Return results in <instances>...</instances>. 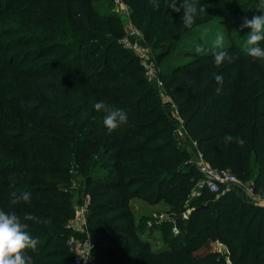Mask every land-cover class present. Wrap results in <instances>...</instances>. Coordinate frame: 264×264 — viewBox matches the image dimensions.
<instances>
[{
    "label": "trees",
    "instance_id": "16d2710c",
    "mask_svg": "<svg viewBox=\"0 0 264 264\" xmlns=\"http://www.w3.org/2000/svg\"><path fill=\"white\" fill-rule=\"evenodd\" d=\"M33 1L52 8L51 11H42L41 15L46 19L41 21L40 29H36V32L42 37L48 36V39L49 36L62 38L65 46H49L43 49L41 56L47 51L57 55L50 62L39 63L26 71L24 81L27 89L31 94L48 103H55L62 92H70L74 96L69 104L72 115H75L77 122L88 124L85 139L88 142L91 140L90 144L81 142L80 145L84 144V149L87 146L93 149L102 142L108 144L106 148L116 147L112 155L113 166L119 168V171L123 170V173L109 170L103 173L105 175L103 177H97L98 175L95 174L86 180L88 185L86 183L85 190L90 193L93 204L86 230L99 249L96 253L98 264L122 262L123 258L133 261V264H143L147 260H155L150 264H226L214 252L204 250L198 253L197 250L204 245V242L197 241L200 234L194 228L185 229L182 237L184 247L179 245V247L145 252L143 246H146V243H141L143 246L138 245L142 248L141 251L131 255L122 247L120 237L109 235L119 228L114 226L115 215L110 217V210L124 209L125 202L133 198L150 202L172 193L174 198L178 199L183 194L185 185L187 187L197 183L201 174L192 162V149L190 152L188 140L195 144L194 149L198 150L211 166L230 171L242 184H247L252 179L256 189L264 194V102L256 105L259 95H254L252 102L248 99L241 101L233 91L227 99L230 103L226 106L224 101H216V98L229 83H232L228 75H225L221 81H216L213 76L215 74L187 81L183 77L184 72L179 71L180 69L168 68L169 73L166 71L164 75L162 74V78L167 80V86L172 90L179 117L186 130L183 144L178 143L169 132L166 134L156 129L144 134V130L152 128L156 122L154 119L147 122L135 121V118L144 114L142 110L149 100L146 94L148 89L136 97H129L126 103L123 102L127 98L123 97L129 92H140L147 85V78L143 76L142 68L136 66L135 62L131 64L135 63L136 71L127 69L129 63L125 65L124 62L127 58L130 59L132 54L119 46L116 38L114 40V37H109L112 32L118 34L117 30L109 28L118 27L119 21L114 17H105L107 22L104 23L103 18H98L100 16L93 8V3L105 0ZM123 1L132 7L138 4V0ZM77 18L79 21L76 22L79 24L74 22ZM81 24L85 28L79 30L78 25ZM232 48L230 50L237 64L236 73L243 77L246 74L248 58L242 55L237 47ZM175 71L180 73L176 74ZM194 72L205 76L208 69L198 68ZM5 73L14 77L9 69ZM260 80L264 90L263 75ZM235 85L240 86V82H236ZM112 93L114 95H108ZM98 100H103L111 107L123 108L128 115L127 121L108 131L102 122L103 113L93 107ZM9 101L16 104L27 117L47 119L44 109L33 101L25 100L20 94L11 97ZM245 103L250 104L248 108L244 107ZM53 124L60 133L67 135V129H64L67 123L61 117L55 118ZM3 132L15 136L11 132ZM22 137V135L16 136V138ZM27 137L30 141L34 138L28 135ZM240 139L243 143L239 142ZM40 140L39 138V142ZM76 143H79L77 139H75ZM75 149L74 146L77 158H80L79 161L85 165V156L80 157L84 149L79 153L78 149ZM31 155L32 151L28 149L27 156L31 157ZM121 159H126V162L121 163ZM92 164L93 160L88 164L91 170ZM15 166L11 164L0 167V204L8 201L12 192L28 191L31 194L30 200L34 198L32 194L44 196L53 194L44 204L34 202L28 210L16 211L22 218L23 214L29 211L40 218L25 221L28 224L27 231L46 238L42 243L37 244L35 250H30L32 264H72L73 255L66 247V240L72 231L68 224L74 215L69 194L56 189L53 185L36 184L31 187L29 181L32 172L14 168ZM49 170L42 173V178L46 181L50 174ZM54 173L57 176L56 180L63 182L68 180L65 172ZM141 174L149 179L142 183V187L130 190L131 184L135 183L134 180ZM122 187L127 191L119 192ZM199 193L203 198H215L214 202L217 205L230 207L227 213L231 231L229 229L227 232L222 230L217 232L226 236L228 243H231L232 264H264V260H258L260 254L264 253V206L251 207L236 190L218 196L206 189H201ZM236 206L242 216L239 219L232 210ZM246 211H251L252 214L244 224ZM209 214L210 211L207 210L198 212L197 219L210 221ZM45 218L47 223L42 222ZM190 219L192 221L194 218ZM204 232L209 234L205 228L202 230V233ZM176 254H179L182 262L167 258Z\"/></svg>",
    "mask_w": 264,
    "mask_h": 264
},
{
    "label": "rangeland",
    "instance_id": "374dc122",
    "mask_svg": "<svg viewBox=\"0 0 264 264\" xmlns=\"http://www.w3.org/2000/svg\"><path fill=\"white\" fill-rule=\"evenodd\" d=\"M198 4L203 6L204 11L198 12L191 26H186L182 22L184 0H138L135 7L123 0H105L93 3V8L100 16L98 18H103L104 23L107 22L106 18L108 17H114L119 21L118 27H108L110 30L118 31V34L110 33L109 37H114V40L116 38L117 44L132 54L131 58H127L124 62L125 65L129 63L127 69L133 72L136 71V66L141 67L143 76L147 78V85L140 92H129L127 96L123 97L127 98L123 103L128 102L129 97H136L148 89L146 94L149 100L142 110L144 114L135 118V121L147 122L154 119L156 121L154 126L144 130V134L156 129L164 131L166 134L169 132L181 145L186 130L179 117L172 90L167 86V80L162 78V74L168 72V68L180 69L179 71L184 72L183 77L187 81L217 73L222 75L223 80L225 75H228L232 83H229L228 87L223 89L220 96L216 98V101H224L226 106L230 103L227 99L233 91L238 98H241V101L248 99L252 102V97L259 95L255 102L256 105H261L264 102L263 85L260 83L262 75L264 76V58H253L247 54L246 33L249 29L241 27L245 17L250 19L253 15H258L259 12L264 13V0H198ZM51 9L33 0H0V167L13 164L16 165L14 168L31 171L32 177L29 181L31 187L36 184H47L67 192L74 210V215L69 221V226L72 229L69 236L81 240L88 238L91 243L94 263L98 264L96 253L99 249L96 248V243L90 239L86 230V223L93 209L91 195L85 190L86 180L95 174L98 175L97 177H103L105 176L103 173L109 170H118L122 173L123 170L119 171V168L113 166L114 157L112 155L115 153L116 147L106 148L108 144L102 142L93 149L91 146L84 149V144L80 145L81 142H88L85 139L88 124L77 122L75 115H72L69 104L73 101L74 96L70 92H62L55 103H48L34 96L27 89L24 81L26 71L39 63L50 62L57 55L47 51L44 56H41L43 49L49 46H65L62 38L49 36L48 39V36L42 37L36 32V29H40L41 21L46 19L41 15L42 11H51ZM76 21H79V18L74 20V22ZM84 28L83 24L78 25L79 30ZM218 30L225 34L223 47L228 53L220 63H216L214 60L212 62L214 53L217 51V48L212 45V39ZM259 43L264 46V40ZM236 47L241 50L242 55L248 58L246 74L243 77L236 73L237 64L233 52L231 53L230 50ZM132 62L137 65L131 64ZM213 63L216 65L213 66ZM198 68H207L208 72L205 76H200L199 72H194ZM7 69L13 73L14 77L5 73ZM148 71H152L153 76H149ZM177 73L180 72L177 71ZM215 75H213L214 78ZM160 81L161 86L158 85ZM236 82H240V86L235 85ZM201 85L202 79L200 80ZM236 87L239 88L236 89ZM19 94L25 100L33 101L34 104L44 109L47 119L38 120L25 116L16 104L9 101L11 97H16ZM160 94L168 97V104H164L160 100ZM101 97L106 96L101 95ZM172 104L175 108H172ZM249 105V103H245L244 107L248 108ZM57 117H61L67 123L64 128L67 129L66 136L60 133L56 125L53 124V120ZM95 117L96 115L93 116V118ZM3 131L11 132L15 136L6 135ZM19 135L23 137L16 138ZM27 135L34 137L32 141ZM75 139L79 143L75 144ZM188 141L190 142L189 151L191 152L192 149V162L197 166L200 159L197 150L194 149L195 144ZM74 146L78 149V153L84 149L80 157L85 156V165L79 161L80 158H77ZM28 149L32 151L31 157L27 156ZM92 160L91 167L93 168L91 170L88 164ZM124 161L126 162V159H121V163ZM203 161L205 165L216 168L206 160L203 159ZM47 170L50 174L46 181L42 178V173ZM55 171L65 172L68 175V180L65 182L56 180ZM117 176L119 175L117 174ZM146 179L149 178L142 174L137 176L134 180L136 182L131 184L130 190L142 187V183ZM196 185L197 183L187 187L185 185L184 192L178 199H175L170 193V195L163 198L158 197L150 202L133 198L125 202L124 209L111 208L110 217L115 215L113 224L119 228L118 231H113L109 235L120 237L125 251L136 255L142 249L138 246H143L141 243H146V246H143L145 252L179 247V245L184 247L182 237L185 229L194 228L200 234L197 241L204 242V245H201L197 250L198 253L208 250L222 258L226 264H232L230 260L231 243H228L226 236L217 232L218 230L227 232L229 229L231 231L230 218L227 213V209L230 207L215 204V198L201 197V194L197 192ZM244 185L242 188L239 186L230 188L238 191L251 207H263L264 194L256 189L253 180L251 179ZM245 189L247 191L251 189V192L247 193ZM120 191L127 190L122 187ZM52 195L44 196L36 193V195L32 194L33 200L19 201L16 204H11V198L4 196L8 197V201H3L0 208L15 211L18 209L28 210L34 202L44 204ZM80 210L85 211L81 216ZM206 210L210 211V221L197 219L198 212ZM232 210L238 219L242 217L238 206L233 207ZM251 214V211L245 212L244 224L247 223ZM192 217L194 219L191 221ZM201 226L202 230L205 228L209 232L208 235L205 232L202 233ZM32 235L38 237L37 244L46 239L44 236ZM167 258L182 262L179 254L167 256ZM121 260L122 262L112 264H133V261L129 259ZM258 260H264V253L260 254ZM153 262L155 260H147L143 264Z\"/></svg>",
    "mask_w": 264,
    "mask_h": 264
},
{
    "label": "clouds",
    "instance_id": "9594fccd",
    "mask_svg": "<svg viewBox=\"0 0 264 264\" xmlns=\"http://www.w3.org/2000/svg\"><path fill=\"white\" fill-rule=\"evenodd\" d=\"M204 8L198 4V0H184L182 10V22L186 26H191L195 21L198 12ZM241 27H246L249 31L246 33L247 54L253 58H264V46L259 42L264 40V13L253 15L250 19L245 17ZM225 34L223 31H217L212 39V45L217 48L214 53V62L220 63L228 55L223 47ZM217 81L222 80V75H215ZM93 107L103 113V125L108 131L117 128L128 119L127 113L123 108L111 107L103 100H98ZM243 143V140H239ZM30 192L20 193L12 192L10 194V203L16 204L19 201L27 202L30 200ZM39 220L32 212H25L23 218L15 210H5L0 208V264H32L30 250L37 247L38 237L32 235L26 229L28 224L26 220ZM43 223H47L45 218Z\"/></svg>",
    "mask_w": 264,
    "mask_h": 264
},
{
    "label": "built area",
    "instance_id": "2783aa9c",
    "mask_svg": "<svg viewBox=\"0 0 264 264\" xmlns=\"http://www.w3.org/2000/svg\"><path fill=\"white\" fill-rule=\"evenodd\" d=\"M140 56L142 57L141 54ZM147 74L149 76H153L152 71H148ZM158 85H162L161 81L158 82ZM160 98L162 101L169 103V99L167 96L160 94ZM172 108H175L173 104ZM196 152L198 154V158L200 159L198 160L199 162L197 163L196 167L201 174V178L196 185L198 193L201 189H206L210 193H213L218 196L223 195L225 194V192L232 190L230 188L231 186H239L241 188L245 186L230 171L226 169H216L205 165L201 153L198 150ZM245 192L249 193L251 192V189H249V191L245 189ZM84 212L85 211L80 210V216L83 215ZM66 247L73 255L72 264H95L94 257L91 253V243L88 238L85 240H81L76 239L73 236H69L66 240Z\"/></svg>",
    "mask_w": 264,
    "mask_h": 264
},
{
    "label": "crops",
    "instance_id": "0c3cea01",
    "mask_svg": "<svg viewBox=\"0 0 264 264\" xmlns=\"http://www.w3.org/2000/svg\"><path fill=\"white\" fill-rule=\"evenodd\" d=\"M160 100H161V98H160ZM162 101V100H161ZM164 104H168V103H166L165 101H162ZM84 231V230H83Z\"/></svg>",
    "mask_w": 264,
    "mask_h": 264
}]
</instances>
